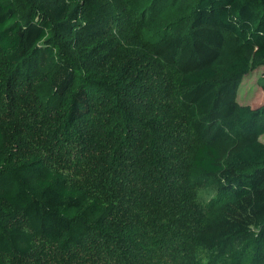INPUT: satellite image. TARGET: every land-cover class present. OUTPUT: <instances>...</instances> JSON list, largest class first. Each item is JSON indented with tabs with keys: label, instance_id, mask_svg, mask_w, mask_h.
I'll return each instance as SVG.
<instances>
[{
	"label": "trees",
	"instance_id": "obj_1",
	"mask_svg": "<svg viewBox=\"0 0 264 264\" xmlns=\"http://www.w3.org/2000/svg\"><path fill=\"white\" fill-rule=\"evenodd\" d=\"M114 1L124 0H29L23 12L27 0H0V85L26 84L0 122V219L5 208L24 219L0 229V253L30 256L42 239L56 264H203L202 248L264 225V104L236 101L243 76L264 67V0H156L163 9L147 17L130 5L142 12L130 27ZM78 49L114 67L103 73L120 90L103 89L122 100L99 104ZM40 72L53 112L30 84ZM34 101L42 120L77 127L76 162L58 166L31 145L34 136L56 147L45 127L17 124ZM95 114L98 124L78 126ZM207 179L220 193L203 203Z\"/></svg>",
	"mask_w": 264,
	"mask_h": 264
},
{
	"label": "rangeland",
	"instance_id": "obj_2",
	"mask_svg": "<svg viewBox=\"0 0 264 264\" xmlns=\"http://www.w3.org/2000/svg\"><path fill=\"white\" fill-rule=\"evenodd\" d=\"M171 1L172 0H161L163 5H165L164 3L167 4ZM185 1L188 2L189 0H178V4H181ZM124 2H127V4ZM28 3L29 0H27L25 4L19 5L18 9H22L23 12H25L28 8ZM130 5L135 7L136 10L143 9L142 12H146V9L150 8L151 10L145 15L146 17L160 13V11L163 9V6L156 4V0H124L122 3L114 1V3L112 2L108 5V8H111L112 10H115V8H120L119 10L114 11V14L122 18L121 20L124 21L123 23L125 26L130 27V20L142 14V12L136 10L130 12ZM81 41L88 42V35H83ZM72 51L74 52L73 56L77 61V66L80 69L81 75L92 77L94 80H96V82H98L100 89V91H98V102L100 105L108 106L113 96L114 99L122 100V96L115 95L111 90L109 93L103 89L105 88L103 85L105 83L109 87L113 88L114 91L115 88L120 90V87L117 84L119 77L115 76V78L112 79L107 77V72L105 75L103 73L104 70L109 72L113 71V66L105 64L103 57L97 53H92L90 51L86 52L85 50L79 49ZM63 54H65V52ZM97 59H99L98 63ZM263 71L264 67L260 64H256L249 73L243 76L236 89V101L239 105H250L253 108H257L264 104ZM43 74L44 72L37 73V78L32 77L30 84H33V89L39 98L44 100L47 112H53L54 108L52 107V104L56 96L52 95V89L48 88L47 82H44V78H41V75ZM13 79V81L5 83L4 86L0 85V122H4L6 120L9 121L10 113L14 112L16 109L12 106L9 107L11 102L17 103L14 98L11 97L13 94L11 93L13 88L19 90L26 85L23 84V80L17 78L16 76ZM141 89L142 91L139 94H143L142 92H144L147 94V98H149L151 95L157 94L156 88H144L141 86ZM37 104L38 103L34 101L31 103L29 111L22 110L23 116L20 119L17 118L20 121L17 122V124L19 126L27 127V133L32 129L39 128L42 130V128L45 127L46 131L54 136L52 140L55 142L56 147L53 148L52 145L47 144L48 147L46 148V144L44 145L46 140L41 141L40 139V143L38 144V140L34 136L30 137L31 145L38 146L40 155L44 159L57 162L58 166H68V164L72 162V159L74 162H76L78 158L77 156L79 155V144H81L80 141L74 138V132H76L75 129L77 127H74L72 124L65 123L58 125L57 120H50L51 117L49 115L48 121L42 120L41 116L43 111L38 109L39 107ZM32 111L35 113H32ZM96 114L95 116H87L81 119L82 122H78V126L83 124L87 126L94 122L98 124ZM41 120L43 123L41 126H39ZM131 125L134 126V129L137 128L135 123ZM259 139L264 143V133L259 136ZM9 157L8 162L10 164L13 162H20L21 160L19 157L16 160V158L12 155H9ZM217 193H220L217 182L213 179H207L202 183L201 186H199L197 198L199 201L206 203ZM20 216L21 214L18 209L5 208L4 217L0 219V229L7 230L8 223L14 222L15 220L24 221V219H21ZM23 223L25 224V222ZM40 243H43V245ZM37 244L40 246L38 251L30 256H12L0 253V257L4 258L7 264H56V261L52 263V255L56 253V246L51 243H46L42 239H38ZM87 254L88 253L85 252L84 256L86 257ZM199 254L203 264H264V225L259 228L255 227L246 234L237 235L227 239V241L217 249L202 248Z\"/></svg>",
	"mask_w": 264,
	"mask_h": 264
}]
</instances>
